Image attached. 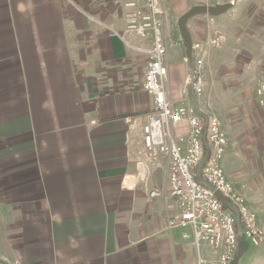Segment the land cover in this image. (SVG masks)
<instances>
[{
  "label": "crops",
  "instance_id": "0c3cea01",
  "mask_svg": "<svg viewBox=\"0 0 264 264\" xmlns=\"http://www.w3.org/2000/svg\"><path fill=\"white\" fill-rule=\"evenodd\" d=\"M130 1L0 0V258L10 264H195L190 228L169 224L179 211L171 158L142 141L154 108L143 88L153 35L126 29ZM228 1L159 0L173 107L195 108L179 17ZM186 26L192 67L201 59L195 110L221 123L229 181L252 183L246 174L264 165V105L255 93L264 79V0H234ZM166 127L172 138L189 128L185 120Z\"/></svg>",
  "mask_w": 264,
  "mask_h": 264
},
{
  "label": "built area",
  "instance_id": "2783aa9c",
  "mask_svg": "<svg viewBox=\"0 0 264 264\" xmlns=\"http://www.w3.org/2000/svg\"><path fill=\"white\" fill-rule=\"evenodd\" d=\"M127 7L124 16L126 29L139 36H144L147 31L153 35L152 46L145 49L148 64L143 88L152 94L154 108L146 116L141 131L143 144L151 154L164 153L171 158L168 182L170 194L176 199L179 211L169 224L190 228L197 250L195 264H230L238 248L239 234L243 241L246 239L255 246H261L264 244V226L258 225L255 211L248 206L244 196L236 192L224 172L221 161L227 139L219 119L214 115L208 116L204 133L205 121L193 106L175 108L165 95V48L159 37V0H143L142 8L132 0ZM220 39V35L212 39V45H216ZM200 65L201 59H196L185 80V88L189 93L190 86L195 97L203 92ZM255 93L258 103L264 105V79L256 86ZM182 120L189 126L187 133L172 138L167 132V122ZM165 137H168V141ZM206 149L208 155L200 171L202 181L207 184L203 186L195 180V169ZM215 191L227 199L237 215L224 208ZM203 243L216 252L214 257L202 255L200 245ZM0 264L10 263L0 258Z\"/></svg>",
  "mask_w": 264,
  "mask_h": 264
},
{
  "label": "rangeland",
  "instance_id": "374dc122",
  "mask_svg": "<svg viewBox=\"0 0 264 264\" xmlns=\"http://www.w3.org/2000/svg\"><path fill=\"white\" fill-rule=\"evenodd\" d=\"M260 163L256 164L255 168L250 171L252 173L246 174L249 175V180L255 179L254 182H244V178L240 175L237 178L234 176L230 182L233 188L237 190L236 192L244 196L248 206L255 211L258 225L264 226V165L262 161ZM221 164H223V158ZM244 242L246 250L240 256L237 264H264V244L255 246L246 239ZM200 250L203 256L212 255V251L208 247H200Z\"/></svg>",
  "mask_w": 264,
  "mask_h": 264
},
{
  "label": "water",
  "instance_id": "95a60500",
  "mask_svg": "<svg viewBox=\"0 0 264 264\" xmlns=\"http://www.w3.org/2000/svg\"><path fill=\"white\" fill-rule=\"evenodd\" d=\"M233 2H234V0L228 1L226 3L215 4V5H195V6L191 7L187 12L183 13L179 17V19H178V29H179V32H180V35H181L182 39L185 42L186 54H187V62H188V65H189L190 68H192V62H191L192 40H191L189 32L187 30V26H186L187 20L190 17H192L194 15H197V14H205V13H207V14H209L211 16H217L219 14L224 13L227 9H229L232 6ZM188 89H189V97H190L191 101L193 102V105H194L195 109H197L193 94H192V92L190 90V86H188ZM200 116L205 121V125H204V133H205L207 117L203 113H200ZM207 155H208V150L206 149L205 154L203 155V157L201 158L200 162L197 164L196 169H195V180L199 184H201L203 186H207V184L202 181V179L200 177V171H201V167H202L205 159L207 158ZM215 195L221 201V203L223 204L224 208L233 211L235 213V215H237L236 209H234L228 203L227 199L221 193H219L218 191H215ZM245 250H246V244L242 240L241 235L239 234L238 248H237L236 254L233 257V259L230 262V264H237L240 256L242 255V253Z\"/></svg>",
  "mask_w": 264,
  "mask_h": 264
}]
</instances>
